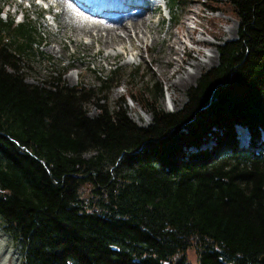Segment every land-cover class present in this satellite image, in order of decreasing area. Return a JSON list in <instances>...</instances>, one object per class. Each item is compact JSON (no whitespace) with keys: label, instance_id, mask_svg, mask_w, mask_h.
<instances>
[{"label":"trees","instance_id":"obj_1","mask_svg":"<svg viewBox=\"0 0 264 264\" xmlns=\"http://www.w3.org/2000/svg\"><path fill=\"white\" fill-rule=\"evenodd\" d=\"M218 1L236 17V36L216 45L217 62L179 107L161 106L160 81H130L151 112L146 124L128 115L125 96L113 105L103 97L113 72L97 90L67 83L64 67L27 81L35 28L0 16V227L19 264L258 263L264 0ZM238 123L249 131L245 146Z\"/></svg>","mask_w":264,"mask_h":264},{"label":"rangeland","instance_id":"obj_2","mask_svg":"<svg viewBox=\"0 0 264 264\" xmlns=\"http://www.w3.org/2000/svg\"><path fill=\"white\" fill-rule=\"evenodd\" d=\"M167 1L169 4L166 6L161 1L150 16L158 27V38L155 40L149 34L153 33L151 30L148 31V35H143L142 41L133 35L130 40L127 38L121 41L113 40L110 44L101 43L97 37H93V40L87 43L90 36L83 31L78 32L77 39L71 41L68 39V36L74 35L71 26L62 25L70 16L61 13L60 4H55L52 0H0V16L4 20L12 18L14 23H31L35 28L36 37L32 44L36 52L23 64L27 81L42 82L49 72L55 73L64 67L63 76L67 83H82L97 90L102 86V79L113 72L112 86L103 97L109 105H113L120 103L121 96H125L126 100L121 103L126 107L128 115L137 123L146 124L151 119V112L130 94V90L136 93L135 86H131L130 81H135L136 86L147 81H160L162 91L159 93L158 101L165 109H175L186 100V89L194 83L201 70L217 62V49L215 57L213 54L206 57L205 50L210 48L213 52L212 47L236 36L237 19L221 8H216L218 0L214 1L213 5L206 4L203 0ZM54 11L57 17L55 16L53 20ZM80 12L84 15L82 11ZM166 28L171 31L172 40H169V44L160 38ZM199 37L204 39H198ZM58 45L60 51L56 53L52 47ZM124 46L127 48L124 49ZM109 51L118 52L104 55ZM175 57L183 67L175 69L170 75L167 69L174 63L168 62L167 59ZM203 58L207 60L200 66L194 65L195 75L186 85L174 87L171 84L182 68H190L191 62ZM136 67L138 71L130 76V70ZM71 72H74V76ZM100 91L104 92V89L100 88ZM168 94L174 97L171 102H167L165 98ZM102 100L103 98L100 99ZM87 106L89 114L96 113L97 106L91 100ZM235 130L237 138L246 139V133L241 134L237 124ZM247 133L249 135L248 129ZM211 143L203 145L210 147ZM186 255L190 262L195 263L196 253L192 247L186 250ZM19 260L20 252L12 244L9 235L0 227V264H19Z\"/></svg>","mask_w":264,"mask_h":264},{"label":"bare ground","instance_id":"obj_3","mask_svg":"<svg viewBox=\"0 0 264 264\" xmlns=\"http://www.w3.org/2000/svg\"><path fill=\"white\" fill-rule=\"evenodd\" d=\"M136 1H137V4H135L134 6L138 8L137 12L126 14L123 17H121V19H115V20L106 22L100 18H97L95 14L94 16H92V18L88 17L87 15H82L81 12L76 7L74 0H52V2H55V4L56 3L60 4V6L62 7L61 13H65V15L67 14L66 16L68 17L70 16L69 17L70 19L67 17L68 19H65L62 25L63 27L68 24L71 26L72 34H74L72 36L71 35L68 36L69 37L68 39H70L71 41L76 40L77 33L81 31L85 32L87 35L90 36L87 43L91 42L93 40V37H97L98 39L101 40V43L110 44V42H112L113 40L121 41L125 38L130 40L133 35L142 41L144 38L143 35L145 34L148 35V31H151V30H153L152 31L153 33H149V34H151L152 39L154 40L157 39L158 38V34H157L158 27H157V24L156 23L154 24L153 20L150 18L153 8L146 2V0H136ZM164 3H165V6L169 4L167 0H164ZM55 16H56V11L52 13L53 20ZM86 18H89V19H86ZM235 24L236 23L234 22V26ZM160 38L162 40H166L167 43L169 44V40H172L171 31L168 28H166L164 31V34ZM198 39H204V38L199 37ZM52 48L55 50L56 53L60 51V45H58L57 47L53 46ZM126 48L127 47L124 46V49ZM212 50L213 52L210 51V48H207V50H205L206 57L210 54H213L214 57L216 56V47H212ZM117 52L118 51H109V52L104 53V55H112V54H116ZM127 60H131V59H127ZM206 60H207L206 58L198 59L190 63L191 64L190 68H182V71H180L179 75L174 77V79L171 81V84L174 87L179 86V85H186L190 81V78H192L195 75V72L193 69L194 65L196 64L200 66ZM167 61L168 62L170 61V63H174L172 67L168 69L166 68L167 72L170 75L175 69H178L179 67H183L181 66L180 62L177 60L176 57L173 59L171 58L167 59ZM71 74L74 76V72H71ZM165 98L167 99V102L168 101L171 102L174 97L168 94L166 95ZM237 129L239 130L241 134L245 133L244 129L241 128L240 126H237Z\"/></svg>","mask_w":264,"mask_h":264},{"label":"water","instance_id":"obj_4","mask_svg":"<svg viewBox=\"0 0 264 264\" xmlns=\"http://www.w3.org/2000/svg\"><path fill=\"white\" fill-rule=\"evenodd\" d=\"M237 126H240L241 128H243L244 131H245V133H246V139H239V138H238V142H239V144H246L247 141H248V139H249V135H248V133H247V127L244 126V125H241V124H239V123L237 124ZM261 136L264 137V133H263V131L261 132ZM208 141H209V142H208ZM208 141L203 142V144H205V143H211L213 140L210 139V140H208ZM243 141H244V142H243ZM112 246L115 247V245H112ZM256 264H264V253H262V254L259 256V258H258V263H256Z\"/></svg>","mask_w":264,"mask_h":264}]
</instances>
